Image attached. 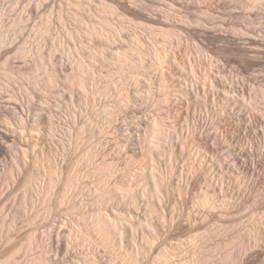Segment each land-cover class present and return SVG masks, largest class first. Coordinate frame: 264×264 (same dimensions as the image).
Returning <instances> with one entry per match:
<instances>
[{
  "label": "rangeland",
  "instance_id": "obj_1",
  "mask_svg": "<svg viewBox=\"0 0 264 264\" xmlns=\"http://www.w3.org/2000/svg\"><path fill=\"white\" fill-rule=\"evenodd\" d=\"M156 48L168 56L161 66L153 62ZM217 69L263 112L264 0H0V264H223L231 251L237 257L227 264H264V186L251 177L244 179L249 187L237 184L223 156L253 143L264 156L263 128H247L241 109L202 91L181 99L186 86ZM185 117L223 131L220 163L201 167L208 176L223 169V190L237 202L224 218H203L195 206L206 185L188 173L196 158L194 144H182ZM154 123L163 134L153 139L162 152L158 175H169L172 191L170 201L163 192L167 200L155 203L160 220L140 186ZM120 186L137 194L138 208L124 202ZM97 212L121 233L99 235Z\"/></svg>",
  "mask_w": 264,
  "mask_h": 264
},
{
  "label": "bare ground",
  "instance_id": "obj_2",
  "mask_svg": "<svg viewBox=\"0 0 264 264\" xmlns=\"http://www.w3.org/2000/svg\"><path fill=\"white\" fill-rule=\"evenodd\" d=\"M245 1H246V3L249 6H251L253 4H256V0H245ZM161 30H163V29H161ZM91 31L94 32V29L92 28ZM168 31H165L164 33H162V36H164L165 38H169L171 36V34ZM108 34H109V32H108ZM157 34H159V33H157ZM248 34H250V33H248ZM106 36L108 37L109 35H106ZM251 37H253V36H251ZM121 57H122V60L123 61L128 62V63H131L134 66L135 69L136 68H139L140 65H141V62L139 60L138 61H134V60L132 61V60H129V58H127L126 56H121ZM154 57H155V60L153 62L156 63V64L154 63V65H156V66H157V64L161 66L164 63V58H168V56L165 54L164 49L160 50L159 48H156L155 49ZM171 60H172L171 64L172 65L175 64L177 66L176 68L182 67L184 69L183 65H181L182 63L180 64V62L177 61L175 58H172L171 57ZM187 62L185 63V65L187 64ZM188 63H190V62H188ZM190 64H192V63H190ZM189 68H190L189 70L191 71L190 76L192 75L194 77L196 75V73H195V70H194L193 65L192 66L190 65ZM222 74H224V73H222V71L219 70V69H217L215 72L211 70L209 73H206L205 76H203L204 79H200L202 81L204 80L203 83L196 85L197 82H194L193 84H191V87L186 86L188 88L186 90H184V92H185L184 95L183 94L180 95V96L183 95V98L181 97V99L182 100L183 99H188L187 97H190V96L191 97L192 96L197 97L199 94H201V91L205 95H207L205 97H212V100H217V99L218 100H221L222 99L224 101V102L222 101L223 104L226 103V104L233 105L232 107H237V108L241 109L242 112H244L245 114L248 115V117L246 119L248 121L247 122V125H246L247 128H251V127L252 128L253 127L255 128L257 126H260V127L263 128L262 129V134L261 133H257V134L264 135V110H261L263 112L260 113L259 110L252 104V102H251L252 106L249 104L251 106V107H249L247 105V103L244 102V100L246 101V99H243L244 98V91H245V89L244 88H239V89L236 88L231 83L232 82V80H231L232 77H230V76L229 77H224ZM84 81H85L84 79H79L78 86L79 87H83L84 84H85ZM183 81H184L185 84L188 83L187 82L188 80L185 79V78L183 79ZM180 82H181V80H180ZM184 83H183V85H184ZM181 87H183V86H181ZM184 87H185V85H184ZM183 89H185V88H183ZM206 89H208V91ZM106 90H107V88H106ZM253 95H255V94H253ZM263 95H264V92H263ZM254 97H256V96H254ZM178 99H179V97H178ZM256 99H254L252 101H255L256 102ZM255 102H253V103H255ZM184 103H186V102H184ZM205 103H207V101H205ZM213 103H215V102H213ZM223 104H222V106H225ZM183 107H186V106L184 105ZM225 108L226 107H224V109ZM255 110H256V112H255ZM178 111H179V108H178ZM106 112H107V110H106ZM187 117H188V115H187ZM187 117H185V118H187ZM241 117L243 118V116H241ZM192 118H191L192 121H191L190 118H189L190 120L188 118L185 119L187 121V125H188V128H187L188 131L187 132H189V133H188V135H186V136L183 137V141H182V144L183 145H185V143L192 142V144H194V146H195V151L192 154H193V157H195L196 159H193L191 161V164H190L189 172L188 173L189 174L191 173L192 175H197V174L202 175L203 176V179H204V183L206 185L205 186V189L201 192L200 196L196 199L195 206H196V208H198V210H200L201 214L203 215V218H204V216L207 217L208 214L209 215H212V216H215V217H218V218H220V217L224 218L223 216L225 215V213H228L227 210H232V209H233V211L235 210L234 209V203L236 202V199H235V202H234L233 201V198H231V199L228 198L227 195L225 194V191L223 190V186H224L223 180L226 178L225 174L223 173V169L222 170L219 169V171H214L215 175L212 173L214 176L213 175L212 176L210 175L211 176L210 177V176L207 175V172L204 171V168L201 167L202 166L201 163L203 161H205V164H208V167H210V168H212L216 163L217 164L220 163L221 157H222L221 156L222 155V153H221L222 150L220 149L219 143H217V140H219V138L221 137V134L222 135H224V134H223V131H221L220 127H218V128L215 127L214 130H213V132H211V128L208 127L209 124L205 120H203L201 118H197V119L194 118V117H192ZM215 126H218V125H215ZM224 129H226V128H224ZM161 135H163L162 132H161V128L159 127V125H156L155 123L153 125V128L152 129H148L147 132H146V134H145V142H146V144H145V151H146L145 157H147V159H148L149 162H148V168H147L148 170H147V173L145 174L146 176H144L143 180H141L142 181V184L140 185L141 188H142L143 194L145 195V198L147 197L149 199V201H148V199L146 198L147 199V202H152V203H148L149 206L151 205L150 206L149 213L155 214V216L157 215L158 217H156V218H158V219H159V217H161L160 219H163L164 218V215L162 213H160V212L157 211V209H156V206L157 205L155 206V203H159V202L160 203H163L165 200H167L166 197H168V199L169 198H172V196H171V192L172 191L169 188V186H170L169 185V179H168L169 178L168 177L169 175L167 174V178L164 177V176L161 177L160 174H159L160 176L158 175V172L160 171V170L158 171V168L160 166L158 164V160L156 159L155 155L156 156H161L162 152L160 150L159 144L157 142H155V140L157 141L158 140V137H160ZM253 135H252V137H253ZM153 139H155V140H153ZM253 144H249V145H245V146L244 145H239V146L236 145L233 149H231V148L229 149L227 147L229 149V151L226 150L228 153H223L224 154L223 156H225L227 158V160L229 162H231L230 164L233 165L232 167H234L237 170V172H238V175L235 178L236 179L235 180L236 183L240 185V184H242V182H244L243 185L245 186V188L248 185H245V180L244 179H246L248 177H251V179L253 180V182H251V183H253L254 186L255 185H258V184H263V186H264V156H262V154H256L255 153V151L253 149ZM190 148H192V147H190ZM206 156L209 157L208 158V161L205 158ZM194 160H196V161L194 162ZM211 171L212 170H210V172ZM210 172H209V174H210ZM173 176H175V173L173 174ZM182 178H184V174H181V173L178 174L177 181H178V179H179V181L182 180ZM182 181H181V183H182ZM54 182L55 181L53 180L52 177H50L48 179V182H47V185L46 186H47V189L49 191L53 189V187L55 185ZM177 184H179V182ZM181 185L180 186H177V192L179 193L180 198H182V195H183L182 193H186V192L183 191V188L181 187ZM216 187H219L220 193H218L216 191ZM256 187H258V186H256ZM120 190L122 192L121 193V197L124 200V202H125V200L126 201L128 200L129 201V204L131 203L134 207H137V201H136V200H138V199H136L137 194L134 193V192H132L131 189H125V188L123 189L121 187ZM163 192H167V196L166 197H165V194H163ZM260 192H261V190H260ZM100 193H101V191H100ZM217 193L218 194H221L222 193L221 194L222 195V197H221L222 199L221 200L219 199L220 196ZM247 193H248V190H247ZM245 198L247 199L246 193H243L241 195V198L240 199L243 200ZM163 199H165V200L163 201ZM237 199H238V197H237ZM182 200L184 202L187 199L184 200L182 198ZM241 200H240V202H241ZM161 201H163V202H161ZM168 201H170V199ZM183 202L181 201V203H183ZM218 202H220V204H223V205L222 206L220 204L218 205L217 204ZM172 203L174 204V207L173 206L172 207H173L174 212H175V210H176L175 209V204H177V203L174 200L172 201ZM192 203L194 204V200H193ZM183 204H185V203H183ZM235 204H237V202ZM219 206H221V207H219ZM147 208H149V207H147ZM167 210H169V209H167ZM165 211L166 210H164V212ZM98 213L99 212H97V214ZM171 213H172L171 214L172 215L171 217H173L175 214L173 215V212H171ZM164 214H166V213H164ZM232 215H233V212H232ZM178 216H179V214H178ZM116 217L119 218L118 215ZM184 217H185V215H184ZM95 218H96L95 219L96 223L94 224L95 225L94 226V229L96 230L97 233L98 232L100 233L99 235L102 234L103 237L107 238V237H110L112 235H116V234L118 235V234L121 233L120 232V229L116 225L117 221H115L114 219L110 218L108 215L106 216V215H104V214L101 213V214H98ZM176 219H177V217L175 218V221H176ZM170 220H172V218ZM180 223H182V222H180ZM174 224H175V222H174ZM211 224H213V223H211ZM79 225H80V227H82V231H84V234L83 235H86L85 237L90 236V234H89L90 233V228H89L90 225L89 224H86V223L84 224V223H81V222H80ZM216 227H215V229H216ZM218 227H220V226H218ZM212 228H214V227H212ZM219 229H216V230H219ZM214 232H215V230H214ZM244 247H242V249H244ZM239 249H240V247H239ZM234 255H235V252L233 254L232 251L226 253V255H225L224 259H223V264L230 263V261L233 262V259H235L234 257L237 254L235 256ZM164 256H165V258L163 260H165V259L169 260L167 253H165ZM238 256H239V254H238ZM159 258H162V257L159 256Z\"/></svg>",
  "mask_w": 264,
  "mask_h": 264
}]
</instances>
